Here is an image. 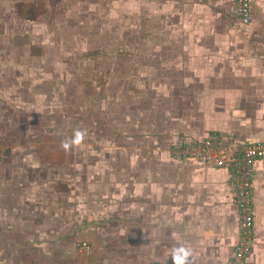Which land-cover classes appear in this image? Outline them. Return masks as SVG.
I'll use <instances>...</instances> for the list:
<instances>
[{"label": "crops", "instance_id": "0c3cea01", "mask_svg": "<svg viewBox=\"0 0 264 264\" xmlns=\"http://www.w3.org/2000/svg\"><path fill=\"white\" fill-rule=\"evenodd\" d=\"M235 9L236 0H0V264H171L181 244L191 264L231 260L230 169L174 146L211 136L239 153L264 141V0H251L246 24ZM136 33L150 38L138 44L150 71L129 79L144 73L146 88L127 91L112 135L99 118L81 145L61 150L73 133L29 116L44 98L43 48L74 49L57 39L76 35L124 56ZM251 197L245 264H264V158Z\"/></svg>", "mask_w": 264, "mask_h": 264}, {"label": "rangeland", "instance_id": "374dc122", "mask_svg": "<svg viewBox=\"0 0 264 264\" xmlns=\"http://www.w3.org/2000/svg\"><path fill=\"white\" fill-rule=\"evenodd\" d=\"M146 35L141 33L128 35L130 36L128 37L130 45L122 50L125 53L124 56H121L120 52H115L116 50L108 52L107 49H87V45L81 41L80 37L78 39L76 35H66L64 38L62 37L63 39L60 37L57 39L67 48H71L70 46L73 44L76 45L74 49L44 47L42 55L43 60H45L42 63V72L43 78L46 79L43 82L44 98L38 102L39 106L37 108L40 110H35L32 114L29 111V116H33L35 120L33 121L34 125L38 126V129L44 126L50 127L48 130H51L56 124L58 126L63 125V128L56 133L60 135L64 133V135L70 137V134L73 133L71 129L65 130L68 121H71L70 128L74 125L75 129L83 130L85 123L92 126L94 122H99V118H101V120L106 121L104 123L108 124L107 128L105 126L107 132L105 134L107 136L112 135L115 131L114 121L119 120V107L122 110L124 109L122 112L125 113L129 102L132 100L127 91H134L137 84L145 89L148 83L142 77L145 76L144 73L136 77V81L129 79L138 71L147 72V69L150 71V65H141L147 60L148 48L139 47L140 45H138L143 38L146 39L144 40L145 44L150 41L148 35L145 38ZM49 36L51 35L48 34L45 38L49 39ZM54 38L56 39L57 36ZM85 51H87V55L83 58L82 54ZM131 55L133 56L131 57ZM133 57L138 59L134 60ZM134 66L138 69H134ZM37 69H40V67H37ZM116 94L117 96H115ZM103 106L105 108L109 107L112 114L110 111H105ZM114 114L116 118L112 117ZM52 118L53 123L51 122ZM110 121L113 123L110 124ZM57 125L55 127H58ZM92 128L94 129V127ZM53 133L55 134V132ZM91 136L93 135L91 134Z\"/></svg>", "mask_w": 264, "mask_h": 264}, {"label": "built area", "instance_id": "2783aa9c", "mask_svg": "<svg viewBox=\"0 0 264 264\" xmlns=\"http://www.w3.org/2000/svg\"><path fill=\"white\" fill-rule=\"evenodd\" d=\"M235 13L242 24L248 23L251 19V0H236ZM174 149L178 154L230 169L239 216V237L227 264H245L253 239L252 175L255 162L264 158V141L244 143L242 151L236 153L214 137L204 136L186 144H176ZM87 247L85 241L77 244L78 250H85Z\"/></svg>", "mask_w": 264, "mask_h": 264}, {"label": "clouds", "instance_id": "9594fccd", "mask_svg": "<svg viewBox=\"0 0 264 264\" xmlns=\"http://www.w3.org/2000/svg\"><path fill=\"white\" fill-rule=\"evenodd\" d=\"M86 133L83 130L75 129L71 139L65 138L60 141L61 150L68 152L73 147L79 146L85 140ZM192 250L183 244L173 246L170 249L169 258L171 264H191Z\"/></svg>", "mask_w": 264, "mask_h": 264}]
</instances>
